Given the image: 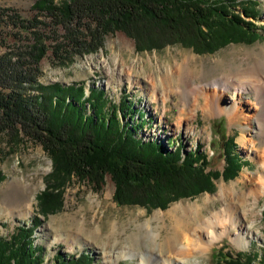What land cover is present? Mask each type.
<instances>
[{"label":"rangeland","instance_id":"obj_1","mask_svg":"<svg viewBox=\"0 0 264 264\" xmlns=\"http://www.w3.org/2000/svg\"><path fill=\"white\" fill-rule=\"evenodd\" d=\"M254 1H258L254 6L258 17L246 19L256 23L261 38L253 43L232 42L213 53H199L181 44L140 51L133 38L117 32L108 35L97 52L76 56L72 63H54L50 53L41 64L40 80L45 84L84 83L87 93L91 87L101 88L117 109L121 101L128 98L125 102L143 111L149 120L146 123L150 122L141 129V136L165 144L175 140L178 145L180 141L187 151L206 154L208 170L224 171L227 165L225 147L227 140L232 138V150L242 159V168L235 178L225 179L221 175L215 180L212 192L180 198L166 208H147L118 204L114 198L116 186L110 176L100 187L73 177L64 187L63 207L44 216L38 195L46 188L47 177L53 171L52 158L41 144L26 138L17 143L9 134L0 133L3 178L0 181V238L9 240L17 227L36 225L34 240L43 248V264H54L57 254L67 260L86 254L91 259L90 264H152L153 257L160 256V243L179 246L184 231H200L201 221L215 210L246 200L245 207L253 210L251 218H256L254 228L257 230L248 235L249 241L238 242L233 232L212 243L207 238V251L194 252L185 263L224 264L228 255L240 253L260 263L264 250V192L257 179L264 174L261 166L264 143H261L257 118L253 117L250 123L242 119L231 123L228 115H207L201 108L205 102L200 93L203 86L216 77L248 76L253 67H264V0ZM33 3L34 0H0V11L10 9V14L32 18L37 13ZM0 31L17 37L14 28L5 27ZM21 38L20 44L26 45L28 38ZM13 42L12 38L8 46ZM8 46H0V54ZM177 71H187L192 77V84L183 97L176 92L177 77L173 74ZM233 92L237 96L236 91ZM232 101L224 91L217 96V102L223 107ZM239 102L244 114L257 112L259 105L252 104L256 102L253 92L244 94ZM118 115L124 121L119 109ZM243 139H254V146L248 147ZM244 174L255 177L254 182L244 184ZM232 186H235V193L230 190ZM252 189L261 193L258 198L249 194ZM28 195L32 199L30 208L24 205ZM197 204L201 206L199 213L188 210ZM175 207L177 217L163 216ZM240 224L243 227L246 222L243 220ZM129 250L135 257L121 258L117 262L116 255Z\"/></svg>","mask_w":264,"mask_h":264},{"label":"trees","instance_id":"obj_2","mask_svg":"<svg viewBox=\"0 0 264 264\" xmlns=\"http://www.w3.org/2000/svg\"><path fill=\"white\" fill-rule=\"evenodd\" d=\"M254 0H34L32 18L10 9L0 11V133L20 143L41 144L53 161L46 188L38 195L43 215L63 207L64 187L77 177L96 187L107 176L115 183L120 205L166 208L180 198L212 192L221 175L240 172L241 157L225 147L224 171L208 170L209 158L187 151L175 140L166 144L141 136L150 124L135 105H111L101 88L86 92L84 83L41 82V64L51 53L54 63L67 65L76 56L97 52L110 34L123 32L140 51L181 44L199 53H213L232 42L253 43L261 38ZM244 15V17H243ZM4 22L3 25L1 22ZM62 32V34H59ZM20 37H18L19 35ZM24 35L26 45H21ZM174 147V150L170 148ZM0 172V181H2ZM36 223V220H34ZM36 225L17 227L9 240L0 238V264H43V248L35 243ZM81 254L54 264H90ZM224 264H264L242 253L228 255Z\"/></svg>","mask_w":264,"mask_h":264},{"label":"bare ground","instance_id":"obj_3","mask_svg":"<svg viewBox=\"0 0 264 264\" xmlns=\"http://www.w3.org/2000/svg\"><path fill=\"white\" fill-rule=\"evenodd\" d=\"M173 77H177L176 92H178L183 97L187 93V88L190 87V85L192 84V77L187 71H177L175 72V74H173ZM203 87L204 88L200 93L204 96L205 104L201 108H203L205 114L212 116L214 114L228 115L231 123L237 122L239 119H242V121L245 123H250L252 118L256 117L258 127L260 129L259 134L262 139L261 143H264V67H253L249 72L248 76H219L214 78L212 81L207 82ZM210 90H212V92H210ZM221 91H224V93L228 95L230 100H233L231 103L226 104L224 107L222 105H219V103L217 102V96L221 93ZM233 91H236L237 96L234 94ZM249 92H253L256 96V102H253L252 104L256 106L259 105L256 108L257 112L253 115L244 114L245 110L243 111L242 107L240 106L241 102H239L241 98H244V94H247ZM249 101L251 102L250 99ZM243 142L248 147L254 146L255 144L254 139H250L247 141L243 139ZM261 166L264 170V162ZM243 176L245 179L243 181L244 184H252L255 180V177L249 174H244ZM257 181L259 185L263 188L264 192V174L259 176ZM230 190L235 193V186H232V189L230 188ZM221 191L222 193L225 191L224 186L221 188ZM239 194L243 196L244 192H240ZM249 194H253L255 198H258L261 193L258 190L252 189ZM207 200H209V198H207L206 201ZM245 202L246 200H240V202L236 205H233L232 203L226 205L223 208L215 210V212H213L209 218L201 221V224H203V226L200 231H184L181 234L180 239L183 241L179 246L173 243L170 244V246L164 243H160L158 247L160 251V256L153 257V255H151L154 259V262L152 264H186L185 262L187 260V257L193 254L194 252L199 251L200 253H204L207 251L208 248L206 242L208 240L205 241V239L208 238L209 243H212L216 240H219L222 236L230 232H233L235 234V240H237L238 242H248V235H252V233L256 232L257 230L254 228L256 218H251V216H254L253 210L246 208ZM24 205L26 208L32 207V199L30 195H28L24 200ZM188 210L199 213V211L201 210V206L198 204L192 205L188 208ZM159 215L160 214H157L156 216ZM177 215V207L173 208L168 213L163 214V216L175 217H177ZM243 220L246 222V224H244L242 227L240 222L242 221L243 223ZM168 253H171L172 255L168 256ZM116 257V260L118 262L121 258L128 259L134 258L135 256L129 250L123 251L121 255L118 254L116 255ZM193 264H198V261H195Z\"/></svg>","mask_w":264,"mask_h":264}]
</instances>
